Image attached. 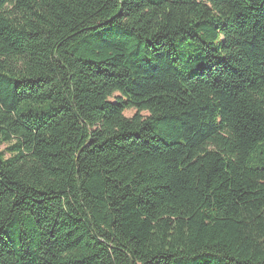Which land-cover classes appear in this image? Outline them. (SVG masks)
Wrapping results in <instances>:
<instances>
[{
	"label": "trees",
	"instance_id": "16d2710c",
	"mask_svg": "<svg viewBox=\"0 0 264 264\" xmlns=\"http://www.w3.org/2000/svg\"><path fill=\"white\" fill-rule=\"evenodd\" d=\"M0 264H264V0H0Z\"/></svg>",
	"mask_w": 264,
	"mask_h": 264
},
{
	"label": "rangeland",
	"instance_id": "374dc122",
	"mask_svg": "<svg viewBox=\"0 0 264 264\" xmlns=\"http://www.w3.org/2000/svg\"><path fill=\"white\" fill-rule=\"evenodd\" d=\"M134 114H135V111H134V110H129V111H126L124 115H125L126 117H131V116H133Z\"/></svg>",
	"mask_w": 264,
	"mask_h": 264
}]
</instances>
